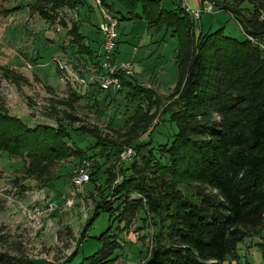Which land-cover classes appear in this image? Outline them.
Segmentation results:
<instances>
[{
  "label": "trees",
  "instance_id": "1",
  "mask_svg": "<svg viewBox=\"0 0 264 264\" xmlns=\"http://www.w3.org/2000/svg\"><path fill=\"white\" fill-rule=\"evenodd\" d=\"M98 1L117 22L143 20L147 28L164 27L177 38V82L163 110L176 133L159 148L158 158L149 141L135 145L136 155L128 167L106 170L110 199L96 203L82 238L101 213L123 224L121 232L143 213L153 232L141 264L238 262L239 246L252 239L259 241L264 258V0L214 2L231 15L244 40L226 36L223 28L196 33L195 21L182 0H170L175 5L171 10L165 8L166 0H114L123 11H115L112 2ZM4 2L0 0V17L19 10V6L8 9ZM242 4L247 6L243 9ZM79 5V0H34L30 9L47 24L67 28L62 13L76 11ZM67 35L82 67H94L100 73L101 59L81 34L80 24L73 23ZM118 77L121 87L111 95L125 89L124 99L136 104L125 129L117 132L122 141L110 143L94 128L88 133L98 140L97 145L108 142L120 154L124 145L150 134L158 99L134 77ZM47 92L53 94L49 87ZM80 99L74 91L65 98H49L47 116L61 114L72 125L80 122L75 114ZM140 100L146 102L145 108ZM65 133L40 125L27 128L0 105V153L19 159L26 155L25 175L37 182L51 179L58 161L87 158L67 144ZM118 175L121 179L116 182ZM117 233L109 227L95 237L100 247L77 264H112L122 248ZM8 238L0 226V247L5 249L0 252V264H27L16 255L21 247L11 248Z\"/></svg>",
  "mask_w": 264,
  "mask_h": 264
},
{
  "label": "rangeland",
  "instance_id": "2",
  "mask_svg": "<svg viewBox=\"0 0 264 264\" xmlns=\"http://www.w3.org/2000/svg\"><path fill=\"white\" fill-rule=\"evenodd\" d=\"M5 1L8 9L19 6V10L9 17H0V105L8 115L19 119L27 128L40 125L65 130L67 144L81 150L79 152L87 157H68L58 161L51 179L42 183L25 175L28 167L26 155L19 159L0 153V226L9 236L10 247L19 245L21 253L16 255L22 256L27 264H77L83 257L98 250L100 243L95 237L111 227V233L119 232L117 234L122 244L112 264H141L150 247L153 232L143 213L124 232L118 231L123 224L111 219L107 213H101L95 218L86 237L81 236L96 203L103 198L110 199V190L105 184L106 170L110 168L117 172L131 162L121 161L116 152L119 148L111 147L108 142L119 144L122 141L117 132L125 129V122L134 115L136 104L127 103L124 99L125 89L116 96L111 92H102L98 86L96 68L82 67L78 61L80 55L75 47L70 46L67 35L73 23L80 24V32L90 49L98 52L103 60V35L97 29L105 21L101 11L109 14L108 9L100 7L96 0H79L76 11L62 13L67 25L64 28L47 24L31 11L30 4L34 0ZM107 1L113 3L115 11H123L114 0ZM173 1L177 3V0ZM200 2L182 1L191 11L200 10ZM204 2L234 3V0ZM163 4L169 10L175 7L170 0ZM246 6L241 5L243 9ZM191 21L194 22L193 19ZM194 24L196 33L223 28L226 36L244 40L231 15L215 5L212 13L203 14ZM116 34L114 61H131L136 82L145 89L153 90L156 93L153 97L158 99V109L152 110L155 119L150 134L141 136L129 146L124 145L120 150L131 147L135 156V145L150 141V148L158 158L159 148L169 144L176 133L175 125L168 121L163 110L177 82V38L172 37L164 27L159 30L147 28L143 20L117 22ZM83 58L87 60L86 56ZM76 65L78 69L73 67ZM57 67L63 69L57 73ZM47 87L53 90V94L47 92ZM73 91L81 98L75 112L80 122L72 125L69 121H63L61 114L56 118L48 117V99L65 98ZM139 105L145 108L146 102L140 100ZM80 127H85L87 133ZM93 128L101 137L107 138L108 142H104L107 145H97L98 140L88 133ZM81 166H87L92 180L77 191L72 179ZM120 179L118 175L116 182ZM251 243L249 253L246 252L248 264H260L262 250L257 245L259 241L252 239ZM246 244L248 241L244 242V247ZM77 249L78 252L66 262ZM4 251V247H0V252Z\"/></svg>",
  "mask_w": 264,
  "mask_h": 264
},
{
  "label": "built area",
  "instance_id": "3",
  "mask_svg": "<svg viewBox=\"0 0 264 264\" xmlns=\"http://www.w3.org/2000/svg\"><path fill=\"white\" fill-rule=\"evenodd\" d=\"M183 1V0H182ZM100 6L99 1L96 0ZM203 2L200 10L191 11L189 7L183 3L185 11L195 21L199 20L203 14L212 13L214 4ZM101 15L105 21L99 24L98 31L103 35L102 52L103 60L101 59V72L98 73V86L102 92H113L119 90L120 80L118 75L125 77H134L132 62H119L116 63L113 59V52L116 49V27L117 21L110 15L101 11ZM63 69V67H60ZM67 79V77H66ZM134 156V151L131 147L123 148L119 154L121 161L128 162ZM90 182V171L87 166H81L75 172L72 179L73 187L78 191L82 189L87 183ZM260 264H264V258Z\"/></svg>",
  "mask_w": 264,
  "mask_h": 264
},
{
  "label": "crops",
  "instance_id": "4",
  "mask_svg": "<svg viewBox=\"0 0 264 264\" xmlns=\"http://www.w3.org/2000/svg\"><path fill=\"white\" fill-rule=\"evenodd\" d=\"M201 3V2H200ZM202 6V3L200 4V7ZM98 30V29H97ZM203 31V30H201ZM204 32V31H203ZM101 48H102V43H101ZM97 55L99 56V59H100V54L97 52ZM248 241V244H246V246L244 247V243L241 244L239 246V251H238V254H239V261L238 262H228V264H243L245 262V264H248V261H247V255H246V252L247 254L249 253V250L251 249V246L253 245V243L250 244L251 240H247ZM246 241V242H247ZM243 253L245 255H243ZM263 257L261 258V261H262ZM261 263V262H260Z\"/></svg>",
  "mask_w": 264,
  "mask_h": 264
}]
</instances>
